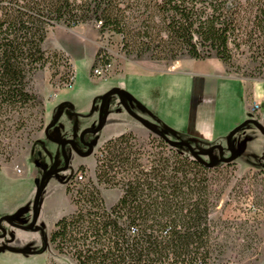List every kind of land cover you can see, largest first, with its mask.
I'll list each match as a JSON object with an SVG mask.
<instances>
[{
	"label": "rangeland",
	"instance_id": "374dc122",
	"mask_svg": "<svg viewBox=\"0 0 264 264\" xmlns=\"http://www.w3.org/2000/svg\"><path fill=\"white\" fill-rule=\"evenodd\" d=\"M239 17L240 28L234 33L238 45H229L231 59L223 63L225 72L204 75L197 80L191 73L160 74L146 67L154 71L183 70L187 68L186 63L206 58L184 55L156 60L126 56L120 35L100 31L95 22L72 27L57 24L49 30L43 44L49 53L48 61L29 81L30 89L42 100L44 111L39 114L38 106H30L17 127L7 121V127L0 132V204L8 209L7 219L20 226L2 220L0 237L10 248L37 252L13 251L12 255L0 256V264H77L68 253H59L48 242L54 222L74 208L70 201L72 189L90 182L98 188L104 204L111 205L120 190L98 182L95 177L96 161L103 156L105 140L132 132L136 142L144 146V152L153 150L145 143L154 133L130 116L115 94L109 95L101 129L84 134L93 145L92 152L81 156L69 146L65 147L68 166L43 182L35 223L39 228H22L31 218L34 179L43 171L63 165L60 142L66 138L76 141L86 125L96 124L100 96L106 90L120 88L127 105L147 116L149 123L170 139H186L188 119L213 125L217 133L230 127L228 133L246 118L250 94L255 100L264 99V0L243 6ZM93 49L99 51V58L111 61L103 76L91 73ZM63 51L70 53L72 59ZM73 67L75 78L73 86L68 88L63 83ZM194 82L198 87H194ZM92 99V116L79 113L90 106ZM64 109L77 113L65 115ZM147 111L151 115L148 116ZM261 112L264 114V105ZM249 129L251 134L258 135L252 147L248 141ZM259 136L250 124L238 129L232 136L234 159L219 162L210 171L211 187L217 190V195L211 199L214 206L208 216L206 240L213 249L208 264H264V171L254 163V156L261 149ZM225 137L215 141L222 154L228 156ZM198 142L196 146L189 144L195 150L198 146H211V142ZM201 158L207 161L206 155L202 154ZM15 166L21 171L17 172ZM78 171L85 179L71 181V192L66 193L68 179Z\"/></svg>",
	"mask_w": 264,
	"mask_h": 264
},
{
	"label": "trees",
	"instance_id": "16d2710c",
	"mask_svg": "<svg viewBox=\"0 0 264 264\" xmlns=\"http://www.w3.org/2000/svg\"><path fill=\"white\" fill-rule=\"evenodd\" d=\"M257 1L0 0V132L7 121L17 127L30 106L43 113L29 81L48 61L43 42L55 25L95 22L100 31L119 34L126 56L136 59L186 55L227 64L230 43L238 45L240 10ZM145 144L153 150L144 152L132 132L105 140L95 177L120 195L107 206L90 182L72 189L74 208L54 222L48 237L59 253L77 264H208L213 250L206 240L208 216L217 195L210 171L216 165L158 133ZM65 191L71 192L69 182Z\"/></svg>",
	"mask_w": 264,
	"mask_h": 264
},
{
	"label": "water",
	"instance_id": "95a60500",
	"mask_svg": "<svg viewBox=\"0 0 264 264\" xmlns=\"http://www.w3.org/2000/svg\"><path fill=\"white\" fill-rule=\"evenodd\" d=\"M115 94L117 96V99L119 101V103L122 105V107L125 109V111L132 116L134 119H136L137 121H139L143 126H145L146 128H148L150 131L154 132V133H158L161 134L163 136H165L162 132H160L159 130H157L156 128H154L149 122H147L145 119H143L141 116H139L137 113H135L133 110H131L128 105L126 104L124 98H123V91L117 87H112L108 90H106L101 96H100V101H99V105H98V110H97V120H96V124L93 127H86L83 128L79 134H78V138L82 141L83 140V135L86 133H97L102 125H103V111L105 108V104H106V99L109 95ZM251 123L253 124L263 135H264V127L263 125L257 121L256 119L252 118L250 113H247L246 118L240 122L239 124H237L234 128H232L225 137V145L226 148L229 151V155L227 157H220L218 160L223 161V162H230L234 159L235 157V150H234V146L232 143V136L233 134L240 129L241 127H243L244 125ZM166 137V136H165ZM168 140H170L172 143H177V144H183L188 150L189 152L196 158L200 159L204 164L206 165H212L215 160H212L211 158L207 161L203 160L201 158L202 154L208 153L210 155V152L212 150V146H209L207 148H201V149H193L192 146L186 142V141H182L179 139H170L168 137H166ZM69 145L71 147L72 150H74L77 154L81 155V156H86L89 155L92 150H93V145L88 142L85 143L86 145V150H79V148L76 146L75 140L72 138H66L63 139L60 142L59 145V149H60V153L62 156V160H63V165L57 168H54L52 170L49 171H43V173L41 174V176L39 178L34 179V184H35V191L32 197V201H31V218L28 224L22 226V228L25 229H33L36 223V219H37V205H38V201H39V196L43 187V182L44 180L58 172L61 171L63 169H65L68 166V158L65 152V146ZM219 151L221 149V147L218 145L217 146ZM4 220L6 222H8L9 224H11L12 226H18L17 224L11 222L9 219H7L6 216H2L0 217V222ZM20 227V226H18ZM7 246H0V250L2 248L6 249Z\"/></svg>",
	"mask_w": 264,
	"mask_h": 264
},
{
	"label": "crops",
	"instance_id": "0c3cea01",
	"mask_svg": "<svg viewBox=\"0 0 264 264\" xmlns=\"http://www.w3.org/2000/svg\"><path fill=\"white\" fill-rule=\"evenodd\" d=\"M46 38H47V36H46ZM43 44H44V42H43ZM63 52L70 59H72L70 53H67L65 51H63ZM94 52L95 51L93 49V56H94ZM186 64H187V68H185L183 70L182 69L181 70H169L168 69V70L154 71L153 69L147 68V67H146V69H148L149 71H152V72H160V74L161 73H175L176 72L178 74H185L186 75V74L191 73L193 75V79H196V80L198 78L204 76V75H212L213 73L214 74H223L225 72V67L223 66V63L220 60H218L217 58H214V57L206 58L205 60L200 61V62L197 61V60H193L192 62H188ZM196 82H194V87L195 88L198 87V85H197ZM123 95H124V92H123ZM57 103L58 102H56L54 105H56ZM92 108H93V99H92V102H91L90 106L87 107L86 109L80 111L79 113H85V114H87L89 116H92V113H91ZM133 111L135 113H137L139 116H141L143 119H145L147 122H149L147 116L145 117V115L143 113L139 112L136 109H133ZM75 113H77V112H75ZM145 113L148 116L151 115L148 111L145 112ZM193 122H194V124H193ZM87 126H90V125H86V127ZM185 127H186V129H185V136H186L185 138L186 139L184 141H186V142H188L190 144L193 143V145L195 144V146H196L197 143H199L198 140L199 141H202L203 140V142H205V143L211 142L210 145L218 144V142H216V141H218V140L222 139L224 136H226V134H227L226 132L230 128L229 127L227 130L225 129L224 131L221 130V131H219L217 133V132H215V130H213V125L206 124V123L203 124V123H200V121L198 122L195 119L194 120L188 119V124ZM250 131H251V129H249L248 132L250 133ZM257 141H258V135H253L252 134V141H250V143H249L251 145V147L254 146ZM200 148H203V147L202 146L201 147L200 146L197 147V149H200ZM2 201H4V200H2ZM7 210L8 209H7L6 206L3 207L0 204V217L5 216L6 214H8L7 213L8 212ZM0 246H7V244L5 243V241L3 239H1V237H0ZM13 251L14 250H9V249L1 250L0 251V256L5 257L7 255H12L13 254Z\"/></svg>",
	"mask_w": 264,
	"mask_h": 264
},
{
	"label": "built area",
	"instance_id": "2783aa9c",
	"mask_svg": "<svg viewBox=\"0 0 264 264\" xmlns=\"http://www.w3.org/2000/svg\"><path fill=\"white\" fill-rule=\"evenodd\" d=\"M110 66H111L110 60H108L107 62L100 60L98 61V63L95 64V66H93L91 73L93 76L96 77L103 76L105 75L106 71L109 69ZM74 78L75 76H74V67H73V69H71L68 78L63 83V86L71 88L73 86ZM246 104H247V111L248 113H250L251 117L259 122H264V114L261 112V107L262 105H264V99L255 100L253 96L250 94V97L247 100ZM15 170L17 172L21 171V169L18 168L17 166H15ZM84 179H85L84 174L78 171L77 173L74 174L73 177L68 179V182L69 183H71V181L79 182V181H83Z\"/></svg>",
	"mask_w": 264,
	"mask_h": 264
},
{
	"label": "flooded vegetation",
	"instance_id": "af4514ba",
	"mask_svg": "<svg viewBox=\"0 0 264 264\" xmlns=\"http://www.w3.org/2000/svg\"><path fill=\"white\" fill-rule=\"evenodd\" d=\"M262 125H263V127H264V122H260ZM248 124H250L251 126H253L258 132H259V135H260V139H261V143H260V153L259 154H256L255 156H254V158L256 159L255 161H254V163L255 164H257L258 166H259V168L260 169H262L263 171H264V135L253 125V124H251V123H248ZM250 135H248V141H249V143H250V141H252V134L251 133H249ZM238 141H240V140H238ZM247 141V140H246ZM247 141V142H248ZM89 141H88V139H86L85 137H84V135H83V140L81 141L79 138H77V140L75 141V143H76V146L79 148V150H81V151H83V150H86V145H85V143H88ZM66 146H69L68 144L66 145ZM65 146V147H66ZM212 146V150H211V152H210V155L208 154V153H205L204 155H206L207 156V160H209L210 158L212 159V160H215V162L213 163V164H215V165H217L219 162H223V161H220V160H218L220 157H227V156H224L223 154H222V149H220V151H219V149H218V144H214V145H211ZM226 146V145H225ZM70 147V146H69ZM71 148V147H70ZM227 149V148H226ZM228 150V149H227ZM228 153H229V151H228ZM230 154V153H229ZM35 226V225H34ZM35 228H39V227H37V226H35L33 229H35Z\"/></svg>",
	"mask_w": 264,
	"mask_h": 264
}]
</instances>
